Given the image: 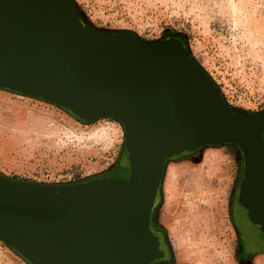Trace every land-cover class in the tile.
I'll return each instance as SVG.
<instances>
[{"label": "water", "instance_id": "95a60500", "mask_svg": "<svg viewBox=\"0 0 264 264\" xmlns=\"http://www.w3.org/2000/svg\"><path fill=\"white\" fill-rule=\"evenodd\" d=\"M0 89L126 129L132 178L40 186L0 175V239L30 264H153L166 162L209 145L245 155L239 204L264 234V113H235L184 42L148 45L82 22L73 0H0Z\"/></svg>", "mask_w": 264, "mask_h": 264}, {"label": "rangeland", "instance_id": "374dc122", "mask_svg": "<svg viewBox=\"0 0 264 264\" xmlns=\"http://www.w3.org/2000/svg\"><path fill=\"white\" fill-rule=\"evenodd\" d=\"M96 31L148 45L180 38L235 113H264V0H73ZM126 129L0 89V175L40 186L132 178ZM246 169L235 144L166 162L151 228L169 254L155 264H264V236L238 199ZM237 223H242L239 229ZM0 264H30L0 239Z\"/></svg>", "mask_w": 264, "mask_h": 264}, {"label": "flooded vegetation", "instance_id": "af4514ba", "mask_svg": "<svg viewBox=\"0 0 264 264\" xmlns=\"http://www.w3.org/2000/svg\"><path fill=\"white\" fill-rule=\"evenodd\" d=\"M239 205H240V204H239ZM240 208H242V209L245 210V208H243L241 205H240ZM239 224H240V226H242V223H239ZM239 224L237 223V225H238V227H239V229H240L241 227L239 226ZM153 231H154V230H153ZM154 233L160 238L161 249H162V250L164 251V253H165L164 258H162L161 260H166L167 257H168V254H169L168 246H166V244H165L164 239L162 238V236H160L159 234H157L155 231H154ZM155 263H157V262H154L153 264H155Z\"/></svg>", "mask_w": 264, "mask_h": 264}, {"label": "trees", "instance_id": "16d2710c", "mask_svg": "<svg viewBox=\"0 0 264 264\" xmlns=\"http://www.w3.org/2000/svg\"><path fill=\"white\" fill-rule=\"evenodd\" d=\"M81 18V17H80ZM81 20H82V22L83 23H85V24H87L82 18H81ZM6 90V89H5ZM9 91H11V90H9ZM14 92V91H13ZM67 110V109H66ZM69 111V110H68ZM69 112H71V111H69ZM126 157V156H125ZM170 160V159H169ZM168 160V161H169ZM161 187V186H160ZM160 189V188H159ZM158 196V195H157ZM157 199V198H156ZM154 207H155V205H154ZM247 211V210H246ZM247 213H248V211H247ZM248 221H249V223L251 224V222H250V220H249V218H248ZM154 232V231H153ZM262 233V232H261ZM155 234V233H154ZM262 235L264 236V234L262 233Z\"/></svg>", "mask_w": 264, "mask_h": 264}]
</instances>
